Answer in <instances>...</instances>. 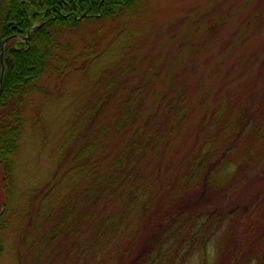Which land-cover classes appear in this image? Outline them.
I'll return each mask as SVG.
<instances>
[{
  "label": "rangeland",
  "instance_id": "374dc122",
  "mask_svg": "<svg viewBox=\"0 0 264 264\" xmlns=\"http://www.w3.org/2000/svg\"><path fill=\"white\" fill-rule=\"evenodd\" d=\"M95 27L103 32L100 44L97 41L100 55L58 81H41L40 89L27 99L14 172L11 207L15 214L0 232V264H112L105 260L106 252L84 251L82 243L71 237L48 240L49 228L57 221V206L67 195L78 193L70 188L76 179L68 171L82 144L84 127L93 115L92 124L107 125L114 118L112 106L97 108L109 80H114L115 93H121L123 86L130 89L143 79L146 91L157 95L159 115V110L175 102L178 91L183 95L176 105L188 112L170 140L167 132L172 123L165 121L166 115L159 116L169 147L161 157L175 161L195 152L212 122L214 143L224 133L226 145L234 143L226 170L235 173L233 186L237 187L210 198L200 210L216 206L230 212L256 198L258 204L264 202V0H143L132 17ZM88 30L83 28L79 37L67 33L62 40L80 50L94 38ZM153 101L155 97L147 98V108ZM220 129L224 132L218 136ZM105 146L111 155L117 141L112 139ZM163 197L161 193L141 220L136 209L131 210L124 227L115 230L110 249L117 252L118 263L130 256L144 234L146 238L147 219L164 212ZM108 207L105 211L113 208ZM138 226L139 234L133 238ZM214 243L207 249L214 248ZM201 247L196 244L195 253L190 252L184 264H200Z\"/></svg>",
  "mask_w": 264,
  "mask_h": 264
},
{
  "label": "trees",
  "instance_id": "16d2710c",
  "mask_svg": "<svg viewBox=\"0 0 264 264\" xmlns=\"http://www.w3.org/2000/svg\"><path fill=\"white\" fill-rule=\"evenodd\" d=\"M2 2L0 232L7 229L15 214L11 207L14 172L28 97L40 89L41 81H58L96 59L100 55L98 47L103 32L93 25L116 24L132 17L143 0ZM34 26L37 28L30 31ZM83 28L89 29L87 33L94 38L80 50L62 40L67 33L79 37ZM139 80L141 84L136 83L130 89L123 86L121 93H115L114 80L106 83L105 94L96 106L100 111L107 109V105L112 106L114 118L107 125L92 124L93 115L89 125L84 127L82 144L74 152L68 171L76 179L70 188L75 187L78 193L71 198L67 195L57 206V221L49 228L48 240L54 242L71 237L79 245L82 243L84 251L106 252L105 260L112 264H184L187 255L195 253L194 247L198 243L203 247L200 264H264V202L258 204L256 198L230 212L216 206L199 209L215 195L237 187V184L233 186L235 173L226 170L229 165L227 154L234 150V143L226 145L227 136L223 134L224 129H220L217 134L223 135L221 140L217 136L215 144L213 134L216 130L212 122L206 126L204 141L195 152L185 153L175 161L161 157L169 147L168 139L161 134L159 116L166 115L165 121L172 123L167 132L170 140V134L176 135V127L183 122L188 109L176 105L183 98L178 91L175 102L172 100L163 112L159 110V115L157 95L146 91L147 85L143 79ZM148 97H155L156 102L147 108ZM240 130L236 134H240ZM112 139L117 141V148L109 155L105 143ZM161 193L166 202L164 212L147 219L146 238L144 234L130 256L120 258L118 263L117 252L110 249L112 236L117 234L115 230L124 227L131 210L136 209L138 220L145 217L152 204H157ZM114 200H117L116 206ZM108 205L113 208L105 211L110 208ZM138 234L139 226L132 237ZM212 242H215L214 248L207 249ZM1 249L0 243V252Z\"/></svg>",
  "mask_w": 264,
  "mask_h": 264
},
{
  "label": "water",
  "instance_id": "95a60500",
  "mask_svg": "<svg viewBox=\"0 0 264 264\" xmlns=\"http://www.w3.org/2000/svg\"><path fill=\"white\" fill-rule=\"evenodd\" d=\"M36 27H34L32 30H34ZM6 41V40H5ZM5 41H4V43H5Z\"/></svg>",
  "mask_w": 264,
  "mask_h": 264
}]
</instances>
